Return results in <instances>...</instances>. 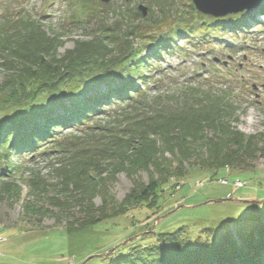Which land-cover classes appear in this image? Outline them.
Segmentation results:
<instances>
[{
	"label": "trees",
	"instance_id": "16d2710c",
	"mask_svg": "<svg viewBox=\"0 0 264 264\" xmlns=\"http://www.w3.org/2000/svg\"><path fill=\"white\" fill-rule=\"evenodd\" d=\"M159 1L163 14L167 15L175 0ZM84 5L91 4L84 1ZM109 10L108 13H114L117 9ZM87 13L85 9L72 10L63 17L67 23L60 26L61 31L65 27L87 30L91 38L77 40L74 49L63 54L60 49L64 42L58 28L52 30L55 36L52 38L43 32L41 22L32 18L24 19L26 21L14 33L5 24L0 25V57L8 68L5 82L0 84V95L8 97L2 102L5 107L6 104L16 107L11 117L0 120L3 160L7 158L6 162L12 164L11 157L44 158L56 149L64 155L66 146L59 135L68 130L87 133L98 128L104 136L93 143L80 139L91 147H87L86 152H82L84 148L76 153L68 152L71 154L58 171L60 179L56 185L30 182L33 192L41 197H49L51 186L54 188L55 196L49 199L50 205L58 207L59 212L44 214L58 218L63 215L68 219L65 230L69 234L86 231L116 220L133 201L149 210L158 209L161 198L150 194L170 179L207 174L215 177L223 169L236 173L256 170V160L264 159V135L247 136L235 128L233 123L237 120L233 112L212 100V95H201L197 91V95L184 94L164 106L159 105L161 99L158 98V104L148 103V92L142 86L150 89L153 62L174 53L176 47L171 38L140 36L151 42L138 48L134 42L140 37L135 29L126 30V27L132 18H140L141 12L123 13V21L111 26ZM191 13L190 19L183 14L179 22L197 20L198 24L207 25L209 19L214 27H224L230 19L231 29L236 32L262 24L250 26L248 21L250 16V23L264 16V4L256 13L243 12L219 19L199 13L193 6ZM195 28L192 25L188 30L192 38H195ZM149 48L153 49L152 53L144 55ZM115 108L126 112L129 120L133 118L132 126L117 131L95 126L97 118ZM86 137L93 138L90 133ZM152 138L156 144L151 143L154 151L145 156L138 146ZM134 148L140 152L121 159L130 166L128 168H134L132 173L128 170L129 175L140 170L154 169L155 173L148 186L136 184L137 189L132 194L116 203L109 195L116 179L101 177L103 162L108 160V164H113L118 154L126 151L129 154ZM166 153L173 160L166 158ZM92 172L99 174V179H93ZM112 175V178L116 176ZM0 194L9 201L20 198L15 188L0 189ZM98 197L102 200L100 206L95 203ZM247 225L236 230V237L228 231L205 242L190 240L183 229L159 234L149 245H143L144 239H139L111 264H264V223L251 231Z\"/></svg>",
	"mask_w": 264,
	"mask_h": 264
},
{
	"label": "rangeland",
	"instance_id": "374dc122",
	"mask_svg": "<svg viewBox=\"0 0 264 264\" xmlns=\"http://www.w3.org/2000/svg\"><path fill=\"white\" fill-rule=\"evenodd\" d=\"M84 1L91 5H84ZM157 2L114 0L106 4L102 0H0V25L5 24L14 33L26 21L24 19L32 18L41 22L43 32L52 38L55 37L52 30L58 28L64 42L60 49L63 54L74 49L77 40L91 39L87 30L65 27L61 31L60 26L64 27L63 24L67 23V20H63L65 14L85 9L87 15L96 21H104L111 26L116 21H123V13L136 15L141 5L146 6L148 15L129 20L126 30L135 29L138 37L171 38L176 47L174 53L165 55L164 59L151 65L154 72L150 89L141 85L148 92V103L154 106L158 104V98L161 99L159 105L164 106L177 101L184 94L197 95V91L201 95L208 93L212 95V100L233 112L237 120L233 123L235 128L247 136L264 135V18L258 17L257 22L262 20V24L256 27L235 32L231 29L230 19L224 27H214L209 19L207 25H200L197 20L192 23L179 22L183 14L191 18L192 6H195L190 0H175L167 15L161 10V2ZM79 3L82 6H78ZM107 5L110 7L105 8ZM112 8L117 10L108 13ZM250 22L251 16L248 25L257 23ZM192 25L196 26L195 38L188 33ZM142 37L134 42L138 48L151 42ZM152 51L149 48L144 55ZM6 69L3 57H0V84L5 82ZM101 89L105 90V87L101 86ZM7 98L0 95V120L11 117L16 110V107L2 104ZM120 110L115 108L97 118L95 126L107 128L108 131L132 126L133 118L129 120L126 112L121 113ZM87 133L91 134L92 140L87 139ZM87 133L68 130L60 134L59 139L66 146L64 155L56 149L44 158H13L11 151L12 164H8L7 158H2L5 151L1 150L0 189L15 188L20 198L9 201L0 194V264H111L127 252L125 248L139 239H144L143 245H149L159 234L183 229L190 240L205 242L228 231L236 237V230L243 225L248 224L251 231L264 223V159L259 158L254 171L236 173L223 169L215 177L207 174L170 179L150 194L155 193L161 198L158 209L149 210L133 201L125 206L123 214L116 220L69 234L65 230L68 219L63 215L58 218L57 215L44 214L59 212L58 207L50 205L49 199L55 196L54 188L51 186L49 197H41L33 192L30 182L34 180L56 185L60 179L58 171L63 169L62 164L71 154L68 152L72 150L76 153L83 148L82 152H86L87 147H91V144H85L80 139L93 143L98 138L99 141L104 138L98 128ZM152 139L138 146L145 156L154 151L151 143L156 145L155 138ZM140 151L134 148L129 154L127 151L118 154L113 164L101 160L104 161L101 177L116 179L109 191L116 203L123 202L132 194L137 189L136 184L148 186L155 173L153 169L131 174L134 168H128L130 166L122 162V158ZM165 157L173 160L169 153ZM112 174L116 176L112 178ZM90 175L93 179L100 177L96 172ZM95 203L100 206L101 198L98 197ZM38 210L41 212L36 214ZM93 257L96 258L90 260Z\"/></svg>",
	"mask_w": 264,
	"mask_h": 264
},
{
	"label": "water",
	"instance_id": "95a60500",
	"mask_svg": "<svg viewBox=\"0 0 264 264\" xmlns=\"http://www.w3.org/2000/svg\"><path fill=\"white\" fill-rule=\"evenodd\" d=\"M114 0H102L103 3H110ZM196 10L213 18H224L229 15H236L243 12L258 10L264 0H192ZM142 16L148 15L149 9L141 5L138 9ZM96 257L90 258V260Z\"/></svg>",
	"mask_w": 264,
	"mask_h": 264
},
{
	"label": "bare ground",
	"instance_id": "6f19581e",
	"mask_svg": "<svg viewBox=\"0 0 264 264\" xmlns=\"http://www.w3.org/2000/svg\"><path fill=\"white\" fill-rule=\"evenodd\" d=\"M264 18V17H263ZM262 20H259L256 24L260 23Z\"/></svg>",
	"mask_w": 264,
	"mask_h": 264
}]
</instances>
